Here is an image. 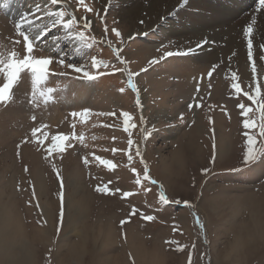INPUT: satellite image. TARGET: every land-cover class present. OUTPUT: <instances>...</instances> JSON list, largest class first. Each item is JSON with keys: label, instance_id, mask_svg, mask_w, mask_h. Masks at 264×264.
I'll list each match as a JSON object with an SVG mask.
<instances>
[{"label": "rangeland", "instance_id": "obj_1", "mask_svg": "<svg viewBox=\"0 0 264 264\" xmlns=\"http://www.w3.org/2000/svg\"><path fill=\"white\" fill-rule=\"evenodd\" d=\"M69 2V11L91 22L90 30L81 28L95 37L88 41L90 48L63 29L52 28L43 12H35L36 4L43 5L44 0H0V51L15 49L25 54L22 40L14 43L21 39L15 25L28 14L37 31L49 25L48 35L34 54L54 60L53 74L46 85H40L41 90L55 89L54 102L45 104L38 94L33 102L30 74L22 73L12 89V100L0 104V198L6 196L3 202L9 201L18 211L15 231L20 228L23 240L28 241L32 264H62L71 249L78 252L74 254L80 259L78 264H264V157L243 163L246 131L256 135L258 147L264 148L259 130L243 127L246 118H259L256 106L243 95H254L256 84L234 81L230 71L213 65L211 76L198 73L191 84L181 86L179 67L186 65L190 53L165 56L168 51L177 53L166 23L175 18L179 9L175 5L158 24L149 26L150 16L142 23L136 20L143 26L140 29L132 25L136 7L132 9L123 0H86L92 12L77 11L76 0ZM113 28L121 32L123 42ZM116 49H120L119 58ZM93 57L109 67H92ZM60 59L85 67L97 79L89 81L62 67ZM153 60L158 63H150ZM129 72L138 92L128 86ZM5 82L0 74V85ZM237 82L242 88L239 94L232 87ZM86 87L92 92L90 99L74 107L78 99L72 92ZM260 87L264 93V84ZM241 103L253 107L248 117L242 114ZM163 105L167 108L157 111ZM84 109L92 112L87 123L72 117V112ZM124 111L133 116L131 135L124 131ZM33 128H41L36 138L31 134ZM73 132L85 138L83 143L73 140V146L62 153L46 152L52 136ZM38 139L44 143L38 146ZM190 142L196 153L188 151ZM137 147L140 155H136ZM95 157L112 161L115 169ZM145 165L151 178L147 181ZM137 176L141 185L135 183ZM97 187H107L109 192H98ZM126 192L132 195L125 196ZM161 192L168 203L159 199ZM80 196L86 197L88 207L68 213L67 199L76 201ZM149 215L155 219H144ZM3 217L2 210L0 220ZM1 233L7 241L14 240L11 225H5ZM235 242L240 243L238 249ZM1 256L0 264H5Z\"/></svg>", "mask_w": 264, "mask_h": 264}, {"label": "bare ground", "instance_id": "obj_2", "mask_svg": "<svg viewBox=\"0 0 264 264\" xmlns=\"http://www.w3.org/2000/svg\"><path fill=\"white\" fill-rule=\"evenodd\" d=\"M123 1L131 5L132 9L136 7L135 15L132 13V25L136 28L139 27L140 29H142L143 26L135 23L136 20L139 22L141 20H144L146 16H150L151 21L149 22V26H152L153 24H158L159 22H161L160 18L163 19L164 16L169 15L170 11L173 10V5L179 8L177 13L175 14V18L169 19L168 21L166 20V23L168 24V35L174 37L172 45L175 47L176 52H179L182 55L184 52H187L190 53L191 57L189 59H186V65H184L183 67H179L181 71L180 76L182 79V82L180 84L181 86L184 84H191L193 78H195L198 73H208L213 65H218L219 67L226 68L232 74L236 73L239 78L238 81H245L248 84H257L258 82L260 86L264 84V9H260L259 11L257 10L259 7V0H187V3H185L184 0H136L134 4L130 3L133 0ZM18 5L19 4H17V6ZM69 5H71L70 2ZM128 12H130V8L125 13ZM253 20H255L256 22L253 25L254 31L252 35L253 57L252 60H249L247 54L248 38L245 36L244 31L246 30L247 26L252 23ZM142 22L143 21H141V23ZM253 60L255 61L257 70L255 74L251 71ZM217 88L220 89V85H217L216 89ZM91 93L92 92L89 91L87 87L77 93L73 91L72 94L75 98L78 99V101L75 102L76 104H74V107H80V105L88 100L87 98L90 99ZM159 108L160 109H157V111H160L167 107L163 105ZM24 116L26 117V115H23V117ZM221 135L222 133H220V136ZM193 143L194 142H190V149L188 148V151L196 153V148H194ZM229 143L230 142H228V145ZM172 158L171 160H173ZM175 158L179 159V155L177 153ZM180 163L181 162H179V165H182ZM88 195L90 196V194ZM5 197H3V199ZM75 198L77 197L75 196ZM85 198L86 197L84 196H80L76 201H74V198L69 197L67 199L68 213L71 212L72 214L71 209L74 212H81V207L84 206L85 208L88 204V201L86 202ZM0 199V203L3 204V206H0V211L3 210L4 213L3 219L0 220V254L2 255L1 259H5L7 261L5 262V264H12L10 261L15 264H32L34 259L32 258L30 251L26 247L29 244L28 241L23 240V237L20 234L22 232L21 230H19L20 228L17 230V232L15 231L19 226L18 224L16 226L15 222H17L19 218L17 219L14 215H16L15 213L18 211L13 209L14 206L8 203L9 201L5 204L3 202V199ZM7 224L11 225L14 229V235L12 236L14 240L11 239L10 241H7L1 233L2 228ZM111 235L113 234L111 233ZM130 239L131 242H133V240L136 239L135 235L134 237H130ZM15 241H17V244L10 247L11 243ZM235 244L237 246L235 247V249H238L240 247V243L235 242ZM135 251L136 255H139V252L136 248ZM33 254L35 255V253ZM74 254L78 256V252H76L74 249H71L69 258H67L66 262L69 261V264H78V262H80V259H78L79 257L77 258ZM8 257L9 260H7ZM61 261L62 264L66 263L63 262V259H61Z\"/></svg>", "mask_w": 264, "mask_h": 264}, {"label": "snow or ice", "instance_id": "obj_3", "mask_svg": "<svg viewBox=\"0 0 264 264\" xmlns=\"http://www.w3.org/2000/svg\"><path fill=\"white\" fill-rule=\"evenodd\" d=\"M185 3H187V0H184ZM4 7H7V4L3 5ZM76 6L77 11L79 9H83L85 12H92L93 9L86 3V0H76ZM69 3L68 0H44V4H36L35 6V12H43L46 17H48L51 20V27L52 28H59L63 29L65 31V34L68 35L70 38L74 40H78L81 43L85 44L89 48L92 46L88 43L89 40H94L95 37H89L86 35L85 31L81 30L83 29H91V22L88 20L87 17H80L77 18V15L73 11H69ZM260 9H264V0H259V7L258 11ZM34 15V14H33ZM255 20L250 23L246 30L244 31L245 36L247 39V54L248 59L252 60L253 57V25L255 24ZM49 25L45 24L44 28L40 29L39 31L36 30L37 25H35L34 20L29 18L28 14H25L22 19L16 23V35L20 37L21 39H17L14 41L15 44H21V40L24 45L25 54L20 55L15 49L8 50L6 53L5 51H0V74H3L5 77V83L3 85H0V104L8 103L13 98L12 89L16 86V84L19 82L21 78L22 73H28L31 77V83L33 85V93L32 98L33 102H35L37 94L39 97L43 98V102L45 104L49 102H54V92L55 89L52 87H46L45 89L41 90L40 85H46L48 78L50 75H52V71L50 66L53 64L54 60L52 57H38L34 54L36 47L39 45V43L43 40L44 37L48 35L47 28ZM113 33L116 37L121 38L122 40V34L118 29L113 28ZM105 32H107V27H105ZM57 40L59 37L56 38ZM109 46H111V41H109ZM181 53H174L172 51H168L165 53V56L171 57L173 55H180ZM115 55L117 58L120 56V49L115 50ZM58 63L62 67H66L71 69L75 73H81L82 77L93 81L97 79L96 75H93L90 71H88L85 67L78 66L74 63H67L65 64L63 59H60ZM150 63H158V61L153 60L150 61ZM92 67L99 70L101 67L108 68L109 65L105 63L104 61L97 59L95 57L91 60ZM215 70V67H213V71ZM146 71V69H145ZM251 71L255 74L256 73V66L255 61H252L251 65ZM129 79H128V86L133 89L134 91L138 92V88L136 83H134L132 76L133 74L129 72ZM211 76V72L208 74ZM232 79L234 81H238V76L236 73L232 74ZM232 87L235 89L236 93L239 94L242 92V88L240 83H233ZM124 89H121V92H123ZM243 95L247 97L249 101H251L252 105L256 106V111L259 113L258 119H251L246 118L243 121V127L245 129H258L259 135L264 137V99H261V96L264 95L262 93L260 84L257 82L255 87V94H250L249 92H243ZM137 104H139V100L136 101ZM241 109H243V115L245 117H248L250 113L253 112V107L248 106L246 107L243 103L239 105ZM72 117L76 118L79 117V120L83 123H87L90 119L92 112L89 109H84L79 112H72ZM96 115H108V116H114L115 113H97ZM123 116V124H124V131L128 132L129 135H131V129L135 127L134 124L130 123V121L133 120V116L130 115L129 112L124 111L121 113ZM36 117L33 116L32 120L35 121ZM47 127V125H42L41 128ZM73 128H75V124L72 125ZM41 128H33L32 129V137L36 138L37 133L41 131ZM244 135L247 137L246 140V152L244 155L243 163L245 165L255 163L260 158L264 157V148L258 147V141L257 136L249 134V132H245ZM47 139V134H45V140ZM83 136H78L75 132H73L71 135H65V134H58L52 136V143L50 147H47L46 152L48 154L53 153L54 151L63 152L66 147H72L73 144L71 141L75 140L80 143H83L84 141ZM27 142V141H25ZM44 140H37L38 146L43 144ZM128 144L131 146L133 144V141L131 139L128 140ZM19 147V145H18ZM136 155H140V150L137 147L136 148ZM101 164L107 166L109 169H115L116 165L106 159H101L100 157H95ZM128 159L131 160L132 156L129 155ZM84 164H88L89 160L87 157L83 160ZM53 169H56V165H52ZM28 169L25 168V171ZM57 174H59L57 172ZM147 173V165H145V171H144V180H150ZM135 183L137 185H141V179L139 176H137V179L135 180ZM151 183L155 184V180H151ZM98 192L101 193H107L109 192V189L107 187H97L96 189ZM118 191V190H117ZM125 196H130L132 193L126 192L124 193ZM61 195V199H62ZM159 199L164 202L168 203V198L165 193L161 192ZM186 204L188 202H185ZM190 206V205H189ZM133 215L136 214L135 211L132 213ZM62 219V214H61ZM144 219L148 221H152L155 219V217L149 215L144 217ZM197 222H199V218H197ZM124 223V222H122ZM167 243H174L173 241H166ZM178 251H182V248H177Z\"/></svg>", "mask_w": 264, "mask_h": 264}]
</instances>
